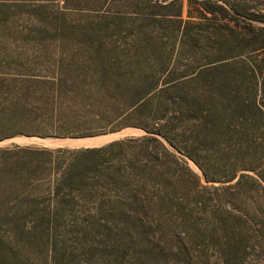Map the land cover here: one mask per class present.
<instances>
[{"label": "trees", "instance_id": "obj_1", "mask_svg": "<svg viewBox=\"0 0 264 264\" xmlns=\"http://www.w3.org/2000/svg\"><path fill=\"white\" fill-rule=\"evenodd\" d=\"M147 3V9L131 3L115 18L123 25L145 22L143 31L85 37L75 42L76 54L60 60L69 65L65 73L0 84L1 104L14 110L11 117L0 116V141L21 135L85 138L126 128L143 131L96 148H0L3 195H47L26 198L23 204L33 210L14 217L16 224L120 233L109 236L107 244L78 251L53 246L58 262L89 257L104 264H144L143 245L121 238L128 236L127 229L139 234L143 216L129 212V200L111 195L175 193L194 184L192 178L202 187L187 159L207 182H221L209 175V152L219 155L227 139L232 145L253 143L254 130L264 128L263 82L253 62L235 60L240 49L254 53L264 47L228 26L247 13L226 0H188L184 19V0ZM192 4L200 17L193 15ZM195 18L211 23L206 36L194 30L199 25ZM155 27L184 39L194 51L207 40L211 51L182 64L176 44L164 43ZM12 126L16 131L8 133Z\"/></svg>", "mask_w": 264, "mask_h": 264}, {"label": "rangeland", "instance_id": "obj_2", "mask_svg": "<svg viewBox=\"0 0 264 264\" xmlns=\"http://www.w3.org/2000/svg\"><path fill=\"white\" fill-rule=\"evenodd\" d=\"M148 1L0 0V84H13L19 77L65 73L69 65L60 60L76 54L75 42L85 37L143 31L145 22L123 25L115 18L128 11L131 3L138 2L139 9H147ZM226 1L248 16L228 26L237 33L247 34L254 46L264 47V0ZM188 6V0H184V19L188 18ZM192 7L193 15L200 17L194 11L198 6L192 4ZM208 18H212L211 15ZM194 21L199 24L193 26L194 30L200 29L201 35L206 36L211 23L199 18ZM224 22L217 25L223 26ZM154 32L167 45L176 44L174 52L182 64L211 51L207 40H202L201 49L194 51L184 39H177L175 34L173 37L163 28L155 27ZM250 49L238 50L235 60L240 65L254 63L263 82L260 96L264 101V51L251 53ZM13 115L9 104H1L0 100V116ZM15 129L12 126L6 131L12 133ZM135 133L132 137L143 135L141 130ZM9 143L0 144V148L14 147L7 146ZM231 143L225 140L219 155L209 152L212 155L209 175L222 179L221 182H207L198 165L187 159L202 187L192 178L194 184L175 193L166 190L165 195H111L129 200V212L143 216V230L138 234L127 229L128 236L121 238L124 243L132 240L137 247L143 245L144 264H264V128L254 130V142L247 143L253 145L243 152L240 148L247 145ZM244 165L250 168H241ZM233 175L236 178L228 181ZM4 190L0 184V264H104L89 257L58 262L51 247L64 246L63 249L76 248L77 251L82 247H97L100 242L107 244L109 236L119 232L50 231L18 225L14 217L33 210L23 204L24 200L28 197L43 199L47 195H3Z\"/></svg>", "mask_w": 264, "mask_h": 264}, {"label": "water", "instance_id": "obj_3", "mask_svg": "<svg viewBox=\"0 0 264 264\" xmlns=\"http://www.w3.org/2000/svg\"><path fill=\"white\" fill-rule=\"evenodd\" d=\"M140 131L136 128H126L118 132H113L104 135H97L85 138H41L33 136H20L11 138L9 140L0 141V144H5V142H10L7 146H19L21 144L31 145V146H44L51 148H71V149H87L102 147L111 142L117 141V139L112 140V137L123 135L126 137L135 136V132ZM109 138V139H103ZM111 139V140H110ZM110 140V141H109ZM119 140V139H118Z\"/></svg>", "mask_w": 264, "mask_h": 264}, {"label": "bare ground", "instance_id": "obj_4", "mask_svg": "<svg viewBox=\"0 0 264 264\" xmlns=\"http://www.w3.org/2000/svg\"><path fill=\"white\" fill-rule=\"evenodd\" d=\"M103 139H106V140H107V139H109V138H103Z\"/></svg>", "mask_w": 264, "mask_h": 264}]
</instances>
